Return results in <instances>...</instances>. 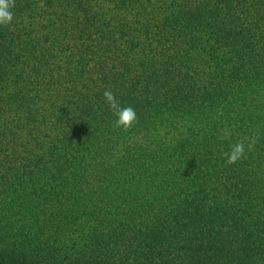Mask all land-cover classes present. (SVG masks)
Instances as JSON below:
<instances>
[{"label":"trees","instance_id":"1","mask_svg":"<svg viewBox=\"0 0 264 264\" xmlns=\"http://www.w3.org/2000/svg\"><path fill=\"white\" fill-rule=\"evenodd\" d=\"M12 12L0 264H264V0H15ZM105 90L134 108L127 132Z\"/></svg>","mask_w":264,"mask_h":264},{"label":"clouds","instance_id":"2","mask_svg":"<svg viewBox=\"0 0 264 264\" xmlns=\"http://www.w3.org/2000/svg\"><path fill=\"white\" fill-rule=\"evenodd\" d=\"M15 7V0H0V25L8 26L13 21L12 8ZM103 97L108 108L112 111L113 115L116 116L114 126L127 132L132 128L133 124L137 121V114L131 106H121L119 101L116 99L115 94L111 90H105ZM225 135H230L227 131ZM254 143L247 145V150L252 151ZM226 163L231 165L235 164L239 160L245 157V143L239 141L230 147V151L225 152Z\"/></svg>","mask_w":264,"mask_h":264}]
</instances>
